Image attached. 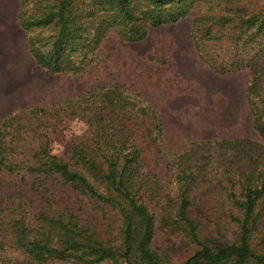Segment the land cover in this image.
<instances>
[{
    "label": "trees",
    "instance_id": "1",
    "mask_svg": "<svg viewBox=\"0 0 264 264\" xmlns=\"http://www.w3.org/2000/svg\"><path fill=\"white\" fill-rule=\"evenodd\" d=\"M19 1L29 51L49 74L93 71L111 33L140 43L192 17L202 63L248 72L261 140H190L163 180L153 164L166 152L164 121L121 85L21 106L0 123V264H264V0ZM76 118L85 131L66 158L53 154L49 129ZM158 231L179 247L156 249Z\"/></svg>",
    "mask_w": 264,
    "mask_h": 264
},
{
    "label": "rangeland",
    "instance_id": "2",
    "mask_svg": "<svg viewBox=\"0 0 264 264\" xmlns=\"http://www.w3.org/2000/svg\"><path fill=\"white\" fill-rule=\"evenodd\" d=\"M20 5L19 0H0V123L21 106H49L98 84H118L151 102L164 121L166 152L161 165L153 164L163 180L170 178L172 154L190 140H261L246 100L248 72L225 76L202 63L191 37L192 17L153 28L140 43L124 42L111 33L100 45L101 58L93 71L49 74L29 51L17 21ZM85 129L77 118L56 122L49 129L52 153L66 158ZM181 241L178 235L158 231L154 247H179ZM182 258L174 260L180 263Z\"/></svg>",
    "mask_w": 264,
    "mask_h": 264
}]
</instances>
